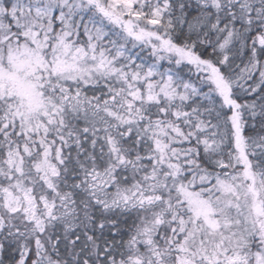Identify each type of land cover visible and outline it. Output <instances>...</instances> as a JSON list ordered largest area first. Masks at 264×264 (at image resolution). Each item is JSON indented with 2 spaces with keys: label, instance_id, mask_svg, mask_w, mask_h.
I'll use <instances>...</instances> for the list:
<instances>
[{
  "label": "snow or ice",
  "instance_id": "obj_1",
  "mask_svg": "<svg viewBox=\"0 0 264 264\" xmlns=\"http://www.w3.org/2000/svg\"><path fill=\"white\" fill-rule=\"evenodd\" d=\"M0 264H264V0H0Z\"/></svg>",
  "mask_w": 264,
  "mask_h": 264
}]
</instances>
